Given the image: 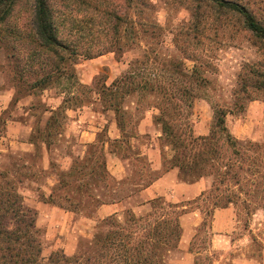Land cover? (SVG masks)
I'll list each match as a JSON object with an SVG mask.
<instances>
[{
  "label": "rangeland",
  "instance_id": "1",
  "mask_svg": "<svg viewBox=\"0 0 264 264\" xmlns=\"http://www.w3.org/2000/svg\"><path fill=\"white\" fill-rule=\"evenodd\" d=\"M32 1L16 0L13 12L0 24V137L13 114L24 117L23 109L37 119L32 134L36 149L30 155L0 153V166L19 170V191L32 210L25 201L27 192L45 200L42 192L47 191L48 177L57 181L49 201L76 206L87 216L101 201L98 195L108 201L130 193V177L118 186L104 172L106 152L100 145L84 149L73 134L59 136L68 129L72 109L95 113L100 127L105 124L102 115L116 121L124 134L121 142H130V131L134 134L151 113L156 133L162 135L165 167H170L195 138L192 127L198 108L209 115L211 128L217 112L238 117L251 101L264 102V40L247 33L238 16L207 0H48L59 36L70 45L66 58L72 54L58 65V73L31 44ZM99 66L90 85L80 83V71L92 73ZM59 106L55 121L47 123L51 116L47 112ZM100 140L106 141L104 133ZM42 143L50 149L49 167ZM210 143L204 149L195 144L187 155L186 164H197L191 170L195 176L188 179L209 177V210L233 203L240 224L247 229L261 224L257 234L264 238V142L237 141L228 128L216 132ZM6 146L12 147L0 138V149ZM109 149L129 162L135 153L129 144L118 142L110 143ZM68 157L72 169L65 171ZM138 165L144 169L146 163L139 159ZM114 191L116 196L111 195ZM158 206L167 210V226L173 228V211ZM118 222L130 228V247L142 245L146 254L147 231L132 225L127 212ZM38 229L43 251L44 231ZM90 237L78 240L86 256H94L87 246Z\"/></svg>",
  "mask_w": 264,
  "mask_h": 264
},
{
  "label": "crops",
  "instance_id": "2",
  "mask_svg": "<svg viewBox=\"0 0 264 264\" xmlns=\"http://www.w3.org/2000/svg\"><path fill=\"white\" fill-rule=\"evenodd\" d=\"M101 67H95L92 73L80 71V83L90 85L93 75L99 73ZM51 100L54 101L53 98ZM56 109L51 108L47 114L52 115V111ZM86 109L68 111V129L59 136L63 138L73 134L84 149L89 146H102L106 152L105 171L118 186H122V181L130 177V193L122 198L100 203L92 215L87 216L49 201L52 196L51 187L57 183L52 177L46 179L47 191L42 192L45 200H38L34 193L27 192L28 198L26 197L25 201L36 211L35 225L44 231L45 248L42 256L49 257L59 250L65 256H73L81 241H78L79 237L91 234V237L87 238L91 239L100 222L112 217L121 220L128 210L138 218L144 217L150 211L151 202L162 199L178 211L177 221L180 229L176 247L166 255V264H264V238L257 234L261 224L254 223L249 229L242 226L233 203L214 206L209 210L211 201L208 192L212 185L209 177H199L186 182L180 178L178 168L165 167L163 148L160 144L162 135L156 133L151 113L138 123L134 134L130 131V142H121L124 134L116 121H109L102 115L105 124L100 127V118L96 117L95 113L88 114ZM21 112L24 117L15 118L13 114L5 122L4 134L0 138L8 141L12 147H2L1 154H16V151H19L30 155L36 149L32 134L37 119L29 115L30 111L23 109ZM27 115L31 117L30 121L26 119ZM194 116V137H207L210 134L209 115L207 117L205 109L200 107ZM225 125L237 141L264 142V102L251 101L241 116H225ZM102 133L106 141L100 142ZM116 142L129 144L130 151L135 152L130 155V162L111 152L110 143ZM44 151L49 167L51 160L47 145L44 146ZM68 159L70 160L64 165L65 171L72 169V159ZM139 159L145 161L144 169L138 165ZM115 192L111 195L116 196ZM99 197L101 196L96 198Z\"/></svg>",
  "mask_w": 264,
  "mask_h": 264
},
{
  "label": "trees",
  "instance_id": "3",
  "mask_svg": "<svg viewBox=\"0 0 264 264\" xmlns=\"http://www.w3.org/2000/svg\"><path fill=\"white\" fill-rule=\"evenodd\" d=\"M32 2L29 28L32 39L31 44L38 52V56H41V54L46 55L54 65V67L52 64L51 66L58 73V65H64L67 59L72 56V54H68V58H66L65 54L69 50L70 45L59 36V29L48 0H33ZM207 2L217 9H226L233 15L238 16L242 28L247 33L259 40H264V1L207 0ZM15 3L16 0H0V24L4 23L6 18L13 12ZM29 52L31 53V49ZM60 107L57 109H60ZM56 110L52 111L47 123L51 120L55 121L57 117L54 116ZM225 116L226 113H215L210 134L207 137L191 140L188 144V152L184 153L182 158L176 161V164L170 166L178 168L180 178L183 181L191 182L196 180L188 179L189 175H194L195 172H191V170L193 168L196 169L197 164L191 161L189 162L191 164H186L187 155L191 154L195 144L204 149L211 144L210 141L216 132L227 131ZM41 136L43 138L42 134ZM32 142L36 145L35 140L32 139ZM99 147L104 151L102 146ZM89 148L90 150H95L97 145L89 146ZM20 167L23 170L26 166ZM102 168L106 172L104 163ZM18 175L19 170H14V166H9L7 169L0 166V264H166V255L176 247L180 234L177 221L179 213L164 200L156 199L151 202L150 211L144 217L138 218L130 213L129 210L127 211L132 225L137 226V229L143 228V231H147L145 237H148L150 243L147 244L146 254L141 250L142 245L130 247V228L122 226L117 218L112 217L100 222L91 240L87 241V246L91 247L89 250L93 251L92 254L94 256L82 254L78 247L82 243L80 242L73 256L68 257L62 253V256H58L56 252H53L45 259L42 257V244L38 239L40 230L35 225L36 211L25 206L24 198L19 191L21 181L17 178ZM108 177L114 181L110 175ZM103 198L105 197L96 198L101 199L97 206L106 201ZM113 200L111 199V201ZM108 201H110V198ZM159 203L173 211L172 214L175 215V226L173 228L167 226V210L162 206H158ZM56 205L77 212L76 206ZM101 230L104 232H101Z\"/></svg>",
  "mask_w": 264,
  "mask_h": 264
}]
</instances>
